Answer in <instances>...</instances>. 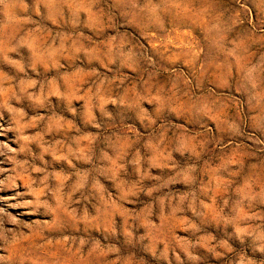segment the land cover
<instances>
[{"label":"rangeland","instance_id":"rangeland-1","mask_svg":"<svg viewBox=\"0 0 264 264\" xmlns=\"http://www.w3.org/2000/svg\"><path fill=\"white\" fill-rule=\"evenodd\" d=\"M0 264H264V0H0Z\"/></svg>","mask_w":264,"mask_h":264}]
</instances>
